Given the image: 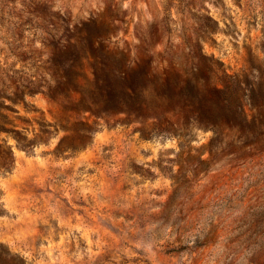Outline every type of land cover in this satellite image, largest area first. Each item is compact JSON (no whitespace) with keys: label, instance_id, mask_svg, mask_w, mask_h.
I'll list each match as a JSON object with an SVG mask.
<instances>
[{"label":"rangeland","instance_id":"obj_1","mask_svg":"<svg viewBox=\"0 0 264 264\" xmlns=\"http://www.w3.org/2000/svg\"><path fill=\"white\" fill-rule=\"evenodd\" d=\"M0 264H264V0H0Z\"/></svg>","mask_w":264,"mask_h":264}]
</instances>
